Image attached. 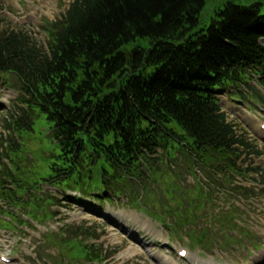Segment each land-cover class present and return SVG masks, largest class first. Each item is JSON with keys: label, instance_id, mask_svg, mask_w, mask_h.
Wrapping results in <instances>:
<instances>
[{"label": "trees", "instance_id": "obj_1", "mask_svg": "<svg viewBox=\"0 0 264 264\" xmlns=\"http://www.w3.org/2000/svg\"><path fill=\"white\" fill-rule=\"evenodd\" d=\"M207 1L73 0L61 19L42 24L44 50L25 32L0 30V81L17 78L22 105L5 121L0 200L18 207L22 151L12 145L42 123L50 143L37 185L80 194L75 200L133 194L144 187L141 167L159 151L238 170L250 144L227 122L218 95L264 74V0H225L200 25ZM82 241L71 245L79 257L101 264L95 246Z\"/></svg>", "mask_w": 264, "mask_h": 264}, {"label": "rangeland", "instance_id": "obj_2", "mask_svg": "<svg viewBox=\"0 0 264 264\" xmlns=\"http://www.w3.org/2000/svg\"><path fill=\"white\" fill-rule=\"evenodd\" d=\"M0 1V30L25 32L44 50L47 38L42 24L61 19L73 0ZM224 2L208 0L200 25H207ZM8 77V84L0 81V161L5 165V121L22 106L17 78ZM260 80L264 82V74L218 95L227 122L250 144L237 162L238 170L202 165L180 152L171 159L159 151L141 167L144 187H134L133 194L122 189L119 194L106 191V196L75 200L72 196L81 195L44 181L37 185L45 172L41 158L50 143L46 125L40 124L35 134L17 137L12 148L22 153L14 177L24 192L16 197L18 207L0 200V225L1 220L15 224L9 230L0 227V264H99L79 257L78 248L71 245L80 239L95 246V254L103 256L101 264H264V87ZM5 165L0 162V168ZM5 181L11 187L9 179ZM135 196L137 202L132 201ZM66 226L88 229L97 238L77 239L65 233ZM181 250L186 251L184 257Z\"/></svg>", "mask_w": 264, "mask_h": 264}, {"label": "bare ground", "instance_id": "obj_3", "mask_svg": "<svg viewBox=\"0 0 264 264\" xmlns=\"http://www.w3.org/2000/svg\"><path fill=\"white\" fill-rule=\"evenodd\" d=\"M242 116H243L242 118L244 119V120L242 119V121L246 122V119H247L246 115L242 114ZM239 118L241 119V117ZM251 127L258 129L259 125H257L255 122H251Z\"/></svg>", "mask_w": 264, "mask_h": 264}]
</instances>
